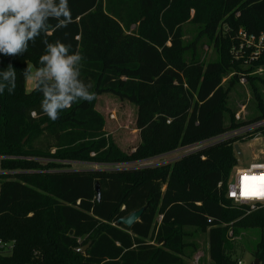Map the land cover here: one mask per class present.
I'll use <instances>...</instances> for the list:
<instances>
[{
    "label": "trees",
    "instance_id": "16d2710c",
    "mask_svg": "<svg viewBox=\"0 0 264 264\" xmlns=\"http://www.w3.org/2000/svg\"><path fill=\"white\" fill-rule=\"evenodd\" d=\"M69 7L68 27L47 39L85 57L81 78L95 93L90 103H74L52 121L23 74L29 64L40 67L41 40L23 55L0 54V71L11 63L17 77L14 93L0 94V263L183 264L188 239L201 229L211 264H236L230 231L244 226L259 228L253 254L264 264V211L228 209L227 183L239 164L233 140L153 166L58 170L56 163H134L223 133L237 124L222 83L229 73L230 82L245 77L252 84L257 108L247 120L264 118V72L252 74L263 70L264 53L246 62L231 51L240 29L264 31V0H69ZM186 22L198 26L192 43L183 40ZM205 37L219 50L216 60L198 52ZM107 92L137 105L140 139L131 152L107 133L96 108ZM141 207L131 227L117 224ZM90 241L85 252L75 250Z\"/></svg>",
    "mask_w": 264,
    "mask_h": 264
},
{
    "label": "clouds",
    "instance_id": "9594fccd",
    "mask_svg": "<svg viewBox=\"0 0 264 264\" xmlns=\"http://www.w3.org/2000/svg\"><path fill=\"white\" fill-rule=\"evenodd\" d=\"M71 20L69 0H0V54L23 55L37 39L44 45L40 67L29 64L23 74L33 90L42 94L40 110L52 121L74 103L95 99L91 84L81 78L85 57L79 51L70 53V45L60 40L50 43L47 39L54 31L67 28ZM16 79L10 63L0 71V94L5 89L14 93Z\"/></svg>",
    "mask_w": 264,
    "mask_h": 264
},
{
    "label": "rangeland",
    "instance_id": "374dc122",
    "mask_svg": "<svg viewBox=\"0 0 264 264\" xmlns=\"http://www.w3.org/2000/svg\"><path fill=\"white\" fill-rule=\"evenodd\" d=\"M193 13V11H192ZM215 16V15H213ZM197 25L191 22H186L183 25V40L186 43H192L197 39ZM221 29H227L225 25H221ZM207 37L197 43L198 52L206 61L216 60L219 50L213 46L212 43L207 44ZM209 40V39H208ZM35 68V67H34ZM264 72L260 70L252 72V74H259ZM234 73H229L223 79V85L229 86L228 105L234 116L237 112L245 108L244 117H250L253 109L257 108L256 98L253 93L252 84L250 82L241 83L240 80H232L231 77ZM257 83V82H255ZM259 88H262L261 83H257ZM26 90L30 91L33 86L30 82L26 81ZM96 108L103 113L106 120V131L111 135L115 143L124 151L131 152L133 148L139 143V131L136 128L137 105L128 100L118 97L112 93H103L98 96ZM238 145L242 155H238L235 149ZM234 151L238 158L239 164L248 165L253 162L264 161V135L246 140L239 141L234 144ZM190 152L189 148H182L169 155H160L152 159L134 162V163H120V164H105L96 162H86L79 160H63L56 163L61 164L62 169L58 170H117L123 168H134L143 166H153L160 163L172 162L181 157V155ZM184 156V155H183ZM47 161L43 160V163ZM53 162V161H51ZM238 164V165H239ZM1 169V164H0ZM228 209L234 213L249 214L251 211L246 206H237L228 204ZM186 230H192L191 227ZM231 238L233 239V248L229 255L236 262L242 261V264H250L256 257L253 252L259 240L260 230L257 227H244L238 226L231 231ZM189 245L186 248L183 264H195L194 259L196 255H201L199 264H211L208 248V233L201 229L193 232L192 236L188 239ZM192 243L196 244L195 252L188 255L193 249ZM11 243L6 244L3 251H9ZM9 246V247H8ZM190 246V247H189Z\"/></svg>",
    "mask_w": 264,
    "mask_h": 264
},
{
    "label": "built area",
    "instance_id": "2783aa9c",
    "mask_svg": "<svg viewBox=\"0 0 264 264\" xmlns=\"http://www.w3.org/2000/svg\"><path fill=\"white\" fill-rule=\"evenodd\" d=\"M237 38L239 44L233 45L231 48L235 59H243L246 62H251L263 55L264 31L259 34H249L240 29L237 33ZM239 80L243 84L247 82L245 77H240ZM244 110L245 108L235 114V121L237 124L234 127L203 141L181 147V149L189 148L190 152H193L206 145L214 144L219 141L233 140L234 145L242 138L246 139L252 137L251 139H253L262 136L263 134L261 130L264 128V118L247 120L248 117L243 116L245 112ZM183 155H181V157ZM220 185L221 184H219V186ZM225 197L234 205L246 206L250 211H264V161L253 162L248 165L239 164L235 166L228 179ZM208 222H211V219H209ZM231 234L230 231V235ZM201 257V255H196L194 263L199 264ZM236 264H242V261L238 260Z\"/></svg>",
    "mask_w": 264,
    "mask_h": 264
},
{
    "label": "water",
    "instance_id": "95a60500",
    "mask_svg": "<svg viewBox=\"0 0 264 264\" xmlns=\"http://www.w3.org/2000/svg\"><path fill=\"white\" fill-rule=\"evenodd\" d=\"M235 149L238 152V155L241 156L242 152H241L238 145H235ZM96 191H97L98 197H99L100 193H99V185L98 184L96 185ZM144 210H145V207H141L135 211H132L128 215L118 219L117 224H124L127 227H131L136 221H138L140 219ZM90 244H91V241L84 246L76 247L75 250L77 252H80V253L85 252ZM250 264H261V263H260V260L258 258H255Z\"/></svg>",
    "mask_w": 264,
    "mask_h": 264
},
{
    "label": "crops",
    "instance_id": "0c3cea01",
    "mask_svg": "<svg viewBox=\"0 0 264 264\" xmlns=\"http://www.w3.org/2000/svg\"><path fill=\"white\" fill-rule=\"evenodd\" d=\"M135 148H133V150H134ZM181 148H179V149H177V150H180ZM177 150H175V151H177ZM174 151V152H175ZM174 152H169L168 154H166V155H169V154H172V153H174ZM165 156V155H164ZM0 160H1V158H0ZM0 173H4L3 171H2V169H0Z\"/></svg>",
    "mask_w": 264,
    "mask_h": 264
}]
</instances>
